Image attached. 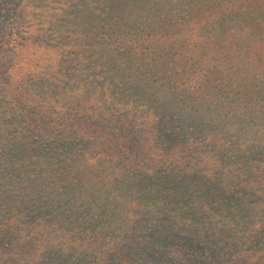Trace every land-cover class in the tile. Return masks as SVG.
Returning a JSON list of instances; mask_svg holds the SVG:
<instances>
[{"label":"trees","instance_id":"obj_1","mask_svg":"<svg viewBox=\"0 0 264 264\" xmlns=\"http://www.w3.org/2000/svg\"><path fill=\"white\" fill-rule=\"evenodd\" d=\"M0 264H264V0H0Z\"/></svg>","mask_w":264,"mask_h":264},{"label":"rangeland","instance_id":"obj_2","mask_svg":"<svg viewBox=\"0 0 264 264\" xmlns=\"http://www.w3.org/2000/svg\"><path fill=\"white\" fill-rule=\"evenodd\" d=\"M17 2L15 1H11L10 5L12 6H15ZM21 52V53H20ZM19 53H20V61L21 62H25V61H30L32 58H31V54H28L27 52H24L23 50L21 51V49H19ZM18 53V55H19Z\"/></svg>","mask_w":264,"mask_h":264}]
</instances>
